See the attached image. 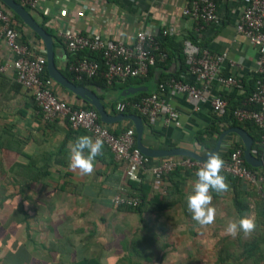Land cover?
<instances>
[{
	"label": "crops",
	"instance_id": "0c3cea01",
	"mask_svg": "<svg viewBox=\"0 0 264 264\" xmlns=\"http://www.w3.org/2000/svg\"><path fill=\"white\" fill-rule=\"evenodd\" d=\"M187 2L188 0H41L40 6L35 10L50 18L47 26L54 30L55 33L64 29L78 33L97 32L101 33L105 38L114 41L120 40L125 43L130 42L138 30H146L154 36L160 30L169 27L175 30L173 35L176 36L192 33L203 41H206L207 48L211 52L227 53L226 61L221 65L222 74L233 75L241 81L248 73L257 72L259 62L255 48L242 35L238 34L234 28L235 21L244 9L246 0H218V21L214 24H201L187 16H183L182 10ZM44 10L47 12H44ZM25 31L27 32L28 40L30 39L29 43L33 50L46 56L45 46L42 41L38 37L32 38L30 30L25 29ZM53 44L55 52L54 62L56 67L62 72L66 68L68 60L66 49L59 45L56 47L55 42ZM10 59V52L0 38V63H6ZM179 68V58L174 56L168 69L169 71H175ZM5 75L8 79L11 78L13 80L11 70ZM181 76L184 82L198 83L195 76L189 72H182ZM131 87H140L141 90L147 92L153 89V86L148 84ZM242 90L236 89L233 86L220 85L216 81H213L209 87V94L234 96L241 94ZM25 91L22 88L20 94H9V98L0 95V122L15 120L17 122V129L21 132L22 136H30L24 147V151L33 155L35 162L39 166L46 162L49 163L52 176L44 180L42 185L35 184L31 190H24L34 202L31 207L32 220L38 225L34 226V230L36 232L37 229L38 233L47 232V237L50 235L51 241L49 240V247H51V252L48 251V253L54 259L58 253L54 252V250H57V247L64 249L62 244H58L59 239L69 237L65 232L71 230L72 233H82L84 237L80 236L77 239L75 234L72 238H68L69 245L75 251L79 249L80 255H82V251H85L90 245L89 239L91 237L87 236L91 233L89 230L90 226L101 225L102 223L104 225L108 224V226H113L117 233H121L127 228V226H122L125 224L123 223V219L117 221L120 226L117 223L114 224V221L117 217L121 216L117 214H122L123 218V215H132V213L117 210L111 206V197L120 191L121 186L124 185L127 190V185L124 184L125 166L118 161H114L115 165H113L111 162H108L109 157L107 154L101 153L98 156L107 159V161L102 162L96 157L93 171L90 174H81L79 169L70 167L68 163V146L77 135L68 134L69 127L65 120L47 121L49 123L45 125L41 121L42 119H39V111L33 110V108L27 110L29 121L27 122L28 125L25 124V118L19 112L20 108H24L25 98L22 95L25 94ZM92 91L97 95L103 94V92L95 89ZM55 92L59 98L70 104L81 105L84 103L82 99L68 92L57 83L55 85ZM28 94L27 96H29ZM110 97L111 95H106L105 100L102 102H106ZM167 100L178 111L180 125L178 127H175L173 124L164 126L161 134H159V139L162 142H175L177 146L193 149L202 154V149L196 145L193 137L197 129L203 128L210 121L211 111L209 103L198 102L197 109H195V104L187 100L183 94L168 96ZM14 101L17 104L16 112H13L8 107V102L15 103ZM28 102L31 104L30 98ZM106 110L110 114H118L112 113L108 108ZM128 122L131 121L124 120L108 126L111 129L119 131L123 127L128 126ZM25 125L29 126V128H26ZM146 174L148 178L152 177L149 172ZM192 181L191 179L186 181L184 193L180 202L177 203L175 210L180 221V226L178 227L182 229L183 233L193 235L191 242L193 246L183 243L186 242L185 239L178 244L177 264H184L186 261L184 258H187V264L189 262H194L195 264H206L207 262V264H215L219 255L214 256L213 260L209 262L202 252L211 247L216 241L214 238L217 236L216 231L224 233L225 235L222 236L226 237L228 234L225 233L224 228L227 222L231 219L238 220L232 204V194L229 190L215 194L210 193L211 206L215 208L214 219L217 218L216 213L218 211L223 210L226 213L223 219H220L221 216L217 218L218 222L216 223L223 222L222 229H216L221 224L215 223L216 225H214V222L201 225L192 219L186 205L185 198L190 191ZM256 194L252 192L251 195L246 196L249 202V211L246 217H250L257 222L260 221L257 223L256 228L257 230H259L258 228L264 230V219L261 217L263 209H259V196ZM20 199L21 197L18 196V200ZM105 202H108V204L106 205ZM171 209L162 212L167 213ZM147 214H150V212L145 213V217H147ZM101 217H105V220L101 221ZM31 222L30 220L29 225ZM83 224L84 226H81ZM138 224L140 227L142 226V223L139 222ZM61 226H64L66 230L64 231L65 237H59L60 232H62ZM22 228L24 229V225H21L17 229L19 233ZM149 228L153 231L154 225L151 222ZM85 232L86 234H84ZM252 233L253 230L248 233L238 231L235 236L228 235L226 240L233 241L239 234L241 240L245 241L252 236ZM31 237L33 238L32 234ZM211 239L215 241L210 243ZM18 241L25 243L26 233L25 236H19ZM163 243L166 245L165 248L169 246L166 242ZM221 245H224V243ZM235 247H239L236 241L235 246L229 244V252L231 251L230 253L234 254ZM165 248L163 247V252ZM189 251H193L190 261L187 253Z\"/></svg>",
	"mask_w": 264,
	"mask_h": 264
},
{
	"label": "trees",
	"instance_id": "16d2710c",
	"mask_svg": "<svg viewBox=\"0 0 264 264\" xmlns=\"http://www.w3.org/2000/svg\"><path fill=\"white\" fill-rule=\"evenodd\" d=\"M19 2V0H16ZM190 1V0H189ZM218 2V1H217ZM0 9L4 10L11 15L12 18V27L20 32L19 42L26 44L29 48L31 47L28 35H26L27 30L24 23L17 15H12L9 11L6 10L4 4L0 2ZM34 18L40 23V25L52 36L53 43L55 42L56 47L63 46L66 49V54L68 57L66 68L62 73L75 84L86 86L92 90H98L103 92L99 94V98L104 101L106 95H111V97L103 102L105 108H108L112 113H117L115 110V104L117 102L126 103V108L123 113L127 114H138L142 117L144 122L143 129V138L142 143L149 148H163L169 149L177 146V143H171L166 141H161L159 139V134L162 132V126L160 122L151 124L146 116L139 113V111L134 107V105L141 101L142 98L149 96L152 92L157 89L158 84L161 82H167L170 79L183 80L181 76L182 72H188V65L185 60L183 53V46L185 41L191 42L193 45L197 46L200 51L204 48H207V42L203 41L199 37L193 35L192 33L176 36V35H164L162 30L154 36V39L160 46V49L167 54V57L164 61H159L158 59L155 62V65L149 67L148 72L145 76L139 77H115L111 83H108L103 73L106 71V64L102 54L98 51H91L88 49L78 50L76 52L70 51L67 46V42L60 36L57 32L55 33L47 23L50 21V18L43 13H39L37 10H30ZM188 17V16H187ZM199 23L204 24L202 21ZM83 34V33H82ZM84 34H87L86 32ZM32 38L35 37L34 33H31ZM36 38V37H35ZM175 45V46H174ZM32 48V47H31ZM33 49V48H32ZM169 49V51H168ZM178 57L180 61V68L175 71H169V65L173 57ZM94 59L99 64V72L93 77L83 76L81 79H76L75 74L70 70L71 64L77 62L80 59ZM156 75V77H155ZM42 77H49L47 70L45 69L42 73ZM257 80H264V74L259 72H251L244 76L241 80L242 83V93L234 96H224L221 95L227 102L226 110L223 114L211 111L210 121L200 129H197L194 133L193 140L196 145L202 149V154L206 155L215 145L216 140L221 132L230 127H241L243 128L251 137H252V153L256 157H263L264 152H262L260 147L262 131L257 127V125L252 120L239 121L234 117V111L237 108L247 107V108H257V104L252 105H243V102L248 98L249 95L253 92L256 86ZM152 85L153 89L150 92L147 91H137L127 96L121 95V92L131 86H144ZM22 86L17 83L15 80L8 77L0 72V95H4L6 98H9V94H16L22 92ZM22 96L25 98L24 108H20L19 112L25 118V124L29 121V116L27 110L33 108V110L39 111V119H42L45 125H48L49 122L43 119L42 113L39 106L36 104L34 97L26 90ZM27 93H29L27 96ZM31 99V104L28 102V99ZM81 105L72 104L73 108L78 109H92L95 108L83 101ZM69 127L68 134L73 135H84L88 134L92 136L88 131L84 129H72L67 121H65ZM127 127H133L131 122H128ZM28 125V124H27ZM29 128V126H26ZM111 129V128H110ZM114 134H117L119 131L111 129ZM30 139V136H22L21 132L17 129V122L8 121L0 122V212L4 213L6 210L10 214L9 222L12 223L13 227L8 228L9 232H6L2 226H4L6 221L0 223V247L5 245L7 247V252L3 257L0 258V262L3 264H22L24 261L25 264H30L32 261V252L28 250V243H32L33 239L29 230V221L33 219V214L31 207L33 206V200L25 193V189L31 190L32 186L35 184L42 185L44 180L50 178L51 170L49 168V163L46 162L39 166L34 160V156L28 154L24 151V147L27 141ZM136 133H134V148H136ZM244 150L241 139L238 135L231 133L228 134L220 147L218 155L223 160V162L229 159L230 154L236 149ZM102 154H107L108 162H111L115 165L114 156L109 150V148L103 144ZM102 162L107 161L102 157L97 156ZM169 157L163 158H150V161L145 165V170L139 172L138 181H128L125 180L127 185L128 194L137 195L139 198V203L137 206H123V205H113L117 210H122L129 213H134L138 215V220L142 223L143 228L146 229V223L144 214L148 212H160L167 209H171L180 202L181 197L184 193V187L187 180L195 179V173L191 168L176 166L172 171H170L166 176H163V180L166 184L165 192H154V179L147 177L146 173H150V168L152 165L159 160L168 159ZM174 159L183 160L186 157L174 156ZM3 159V160H2ZM244 164L255 173L263 172L264 167H251L248 165L243 157ZM125 170V167H124ZM151 174V173H150ZM221 174L225 178V183L227 184V189L232 194V204L236 212L237 219L241 217H246L249 211V202L246 196L251 195L253 192L256 194V190L249 188L244 181V179L233 176L227 171L221 170ZM152 175V174H151ZM13 190H9V188ZM210 193H219L211 191ZM257 195V194H256ZM18 196L21 197L18 200ZM259 196V195H257ZM259 198V209L261 211V217L264 219V203L260 197ZM107 205L108 202H105ZM0 217V221L3 218V214ZM105 217H101V221H104ZM138 222V223H139ZM260 222V221H258ZM254 221V228L252 236L242 241L240 235L231 241L228 240L224 245H222L221 253L219 254L215 264H264V230H257L256 226L258 223ZM21 225H24L26 229V241L22 246L19 244V250H25L28 255L27 259H23L20 251L15 252V231L19 229ZM11 231L13 233H11ZM123 232V231H122ZM120 235V233H119ZM131 236V238H128ZM120 241H123L122 251L119 258L112 257L109 262L104 261L101 255L97 256H85L84 254L80 255L78 259H72L68 261V264H118L121 259H128L127 256L134 254L133 259H129L127 262L122 264H143L142 260L149 261V254L145 251V246L155 238H150L147 235H137L128 233L124 234V238H119ZM129 240V241H128ZM235 241L239 247H235L236 250L234 254L229 252L228 245L232 244L235 246ZM243 242V243H242ZM141 243H145L141 246ZM165 244L160 243V249L163 251ZM228 250V251H226ZM51 252V248L48 249ZM53 251V250H52ZM58 252V250H54ZM22 253V252H21ZM27 257V256H26ZM230 259V260H229Z\"/></svg>",
	"mask_w": 264,
	"mask_h": 264
},
{
	"label": "built area",
	"instance_id": "2783aa9c",
	"mask_svg": "<svg viewBox=\"0 0 264 264\" xmlns=\"http://www.w3.org/2000/svg\"><path fill=\"white\" fill-rule=\"evenodd\" d=\"M218 0H188L182 10L183 16L199 23L214 24L218 21ZM28 10H35L41 0H19ZM44 12H47L44 10ZM235 31L242 35L256 50L259 67L257 72L264 74V0H246L244 9L235 21ZM173 28H164V35H173ZM87 33V32H86ZM67 42L68 49L76 52L82 49L98 51L102 54L106 71L103 73L108 83L115 77L145 76L149 67L155 65L156 60L164 61L167 54L160 49L154 35L146 30H138L128 43L105 38L101 33L82 34L64 29L58 32ZM0 38L9 50L11 59L0 63V72L6 74L12 71L13 80L19 83L35 99L45 121L65 120L72 129H84L93 137L99 136L114 156L115 161L125 166L124 178L128 181H138L139 172L145 170L150 157L144 155L137 147L134 148L133 127H123L114 134L110 126L100 121L96 110L73 108L72 104L59 98L55 92L56 83L50 77H42L46 69V56L39 54L26 44L20 43V32L12 27L11 15L0 9ZM183 53L188 65V72L195 76L197 84L181 80L170 79L160 82L157 89L149 96L141 99L134 107L146 116L151 124L160 122L162 126L180 125L179 113L167 100L168 96L183 94L197 109L198 102H208L213 112L223 114L227 102L221 94L210 95V84L216 81L220 85L233 86L242 89V83L233 75L221 73V65L226 61V52H211L208 48L200 49L189 41L184 42ZM70 70L76 79L93 77L98 74L99 64L94 59L83 58L71 64ZM257 104V108L241 107L234 111V117L239 121L252 120L262 131L260 147L264 152V80H257L255 89L243 102V105ZM126 103L117 102L115 110L123 113ZM263 158V157H261ZM188 167L195 173L202 167V161L186 157L177 160L173 157L156 161L150 168L154 179V191L165 192L166 176L176 166ZM235 177L244 179L249 188L256 190L264 203V171L255 173L243 161V151L238 148L233 151L229 159L223 162L221 168ZM137 195L128 194V189L122 185L120 191L111 197L115 206H137Z\"/></svg>",
	"mask_w": 264,
	"mask_h": 264
},
{
	"label": "rangeland",
	"instance_id": "374dc122",
	"mask_svg": "<svg viewBox=\"0 0 264 264\" xmlns=\"http://www.w3.org/2000/svg\"><path fill=\"white\" fill-rule=\"evenodd\" d=\"M15 102V101H14ZM8 107L10 110H12L13 112H16V102L15 103H10L8 102ZM3 160V159H2ZM9 190H13L11 187L9 188ZM176 206L172 207L170 212L167 213H160V212H155V213H150L147 214V217L144 218L146 220V227H148L147 229L143 228V225L140 227V225L138 224V219H137V215L132 213V215H123L122 218V214H117V215H121L120 217H117V219L114 221V224L117 223V221L119 219H123V223H125L122 226H127L126 230H124L123 232L117 233L116 229L113 226H108V224L102 223L101 225H94V226H90L89 230H90V235H87L89 237H91L89 239V243L90 245L88 246V248L85 251H82V253L85 256H97V255H101V257H103L104 261L109 262V260L112 257H116L119 258L120 253L122 251V242L120 241L119 238H124V234L128 233V235H132V234H137V235H147L150 238H155V241L151 240L147 246H145V251L148 252L150 258L149 261H145L142 260L143 264H177V248H178V244L180 242H183V239H185L186 242L183 243H188V245H192V238L193 235L189 234V233H183L182 229H180L178 226H180V221L178 219V215H177V211L175 210ZM235 212V210H234ZM1 214H3V218L1 219L0 223L3 224V222H5L7 219L8 221H6L5 225L2 226V228L6 231H8V228H12L13 225L11 222H9V218H10V214L9 212L6 210L4 213L0 212V217L2 216ZM124 214V213H123ZM129 214V213H128ZM226 213L225 211H218V213H216V217H220V219H223L225 217ZM236 215V212H235ZM214 219V225L216 224H221V226H218L216 229H219L223 226V222L221 223H216L218 222V220ZM233 218V217H232ZM228 220V219H225ZM233 220V219H231ZM32 222L29 225V230H30V234L33 235V240L34 243H28V245H26L28 247L29 252L31 251L32 253V262L30 264H68V261L72 260V259H76L77 257L80 256V252L79 249H77L75 251V249L70 246L69 244V240L68 238H72L75 234L76 238H80V236H82V233H72L71 230L65 232L67 234V238H62L59 239L58 244H62L63 248H58V253L55 257V259L53 257L49 256L48 253V249H50V241H51V237L50 235L47 237V232H42V233H38L37 229L36 232L34 230V226H38L36 223L33 222V220H31ZM154 225L153 231L150 230L149 228V224ZM226 222V221H225ZM101 223V222H100ZM216 223V224H215ZM118 224V223H117ZM171 225V226H170ZM81 226H84L81 225ZM118 226H120L118 224ZM121 226V228H122ZM164 226V227H162ZM88 227V226H87ZM167 228V230H166ZM222 229V228H221ZM165 230V231H164ZM32 231V233H31ZM61 234L59 235V237H65L66 234L64 233V231H66L64 229V226H61ZM163 231V232H162ZM11 233H13L11 231ZM26 233V229H21L20 233L19 231H15L14 235H15V241H16V245H15V252L16 251H20V254L22 255L23 259H27L28 255L26 254L25 250H19L18 247V238L19 236H25ZM86 234V232L84 233ZM216 235L214 238L215 240L210 241L213 242V245L209 248H207L206 250H203L202 253L205 254L206 256V260L211 262L213 260L214 256H218L221 252V244L227 242L226 237L228 235H226V237L222 236L225 235L224 233L218 232L216 231ZM187 236V237H186ZM84 237V236H82ZM49 238V239H48ZM128 238H131V236H129ZM50 240V241H49ZM76 240V239H75ZM129 241V240H128ZM190 241V242H189ZM161 242H166L169 246L167 248L164 249V252L161 251L160 249V243ZM19 244L22 246V244H24L22 241H19ZM26 244V243H25ZM145 243H141V246L144 245ZM146 245V244H145ZM7 247L5 245H2L0 247V258L4 256V254L7 252ZM228 251V250H226ZM22 252V253H21ZM186 253V252H185ZM189 255V261L191 260L193 251H189L187 252ZM27 256V257H26ZM75 256V257H74ZM128 259H121L120 262L118 264H122L124 262H127L129 259H133L135 256L134 254H130L129 256H127ZM46 259V260H44ZM187 261V258H184ZM185 261L184 264H187ZM188 261V262H189ZM25 262V261H24ZM22 264H25V263ZM208 263V262H207ZM206 263V264H207ZM0 264H3L2 262H0ZM189 264H195L194 262H189Z\"/></svg>",
	"mask_w": 264,
	"mask_h": 264
},
{
	"label": "water",
	"instance_id": "95a60500",
	"mask_svg": "<svg viewBox=\"0 0 264 264\" xmlns=\"http://www.w3.org/2000/svg\"><path fill=\"white\" fill-rule=\"evenodd\" d=\"M0 2L5 5L6 10L9 11L12 15H17L24 23L26 28L34 33L35 37H38L44 44L46 53V70L49 77L68 92L91 104L97 111L100 121L104 124L111 125L124 120L131 121L136 133L137 148L144 155L150 158L183 156L196 161L204 162L207 158V154H218L224 138L228 134L234 133L238 135L242 141L244 147L243 157L245 162L251 167H264V158L256 157L252 153V137L241 127H230L221 132L216 140L214 147L206 155H203L196 150L181 146H176L169 149L149 148L145 146L142 143L144 122L140 115L127 113L110 114L106 110L102 100L94 91L86 86L75 84L72 80L63 75L62 72H60V70L56 67L54 62L55 52L52 36L34 18L30 10H28L16 0H0ZM140 90V87H127L121 92V95L127 96Z\"/></svg>",
	"mask_w": 264,
	"mask_h": 264
},
{
	"label": "clouds",
	"instance_id": "9594fccd",
	"mask_svg": "<svg viewBox=\"0 0 264 264\" xmlns=\"http://www.w3.org/2000/svg\"><path fill=\"white\" fill-rule=\"evenodd\" d=\"M102 151L103 140L99 136L79 135L68 146L69 166L79 169L81 174H90L93 171L95 158ZM222 166L223 160L218 154H207L202 167L196 170L195 179L186 195L187 209L192 219L201 225L212 223L215 217V208L211 206L210 190L222 192L227 189L225 178L221 174ZM253 228L252 218L241 217L238 220H229L224 231L228 235L235 236L238 231L248 233Z\"/></svg>",
	"mask_w": 264,
	"mask_h": 264
}]
</instances>
